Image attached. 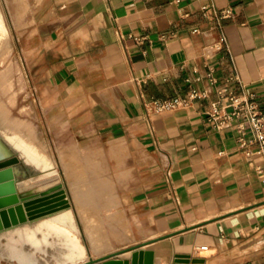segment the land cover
I'll use <instances>...</instances> for the list:
<instances>
[{"label":"crops","instance_id":"obj_1","mask_svg":"<svg viewBox=\"0 0 264 264\" xmlns=\"http://www.w3.org/2000/svg\"><path fill=\"white\" fill-rule=\"evenodd\" d=\"M7 2L18 24L29 21L22 58L38 106L54 108L117 175L116 229L104 224L112 245L89 247L90 258L135 247L127 252L145 250L150 264H173L177 254L264 264V157L239 148L234 125L218 129L208 118L222 90L256 92L264 109V0ZM226 8L234 15L221 18ZM189 78L207 96L170 112L146 109V100L186 94ZM74 147L60 152L74 207L100 205Z\"/></svg>","mask_w":264,"mask_h":264},{"label":"water","instance_id":"obj_2","mask_svg":"<svg viewBox=\"0 0 264 264\" xmlns=\"http://www.w3.org/2000/svg\"><path fill=\"white\" fill-rule=\"evenodd\" d=\"M33 174L22 154L0 134V245L2 244L4 248L10 247V250L5 251L0 248V264H42L41 260L46 261V264H150L145 262V250L127 252L135 247L90 258L89 247L93 250L91 242L83 221L84 231L77 221L75 207L64 182L29 194L21 189L20 182ZM67 209L74 212V231L79 234L82 242L81 234L85 232L89 241V246L83 242L86 245V252L74 258L67 257L68 251L63 245V237L44 225L45 221L55 219ZM64 223L71 224L70 220ZM41 226L42 228H39ZM30 233H36L43 242L37 244L29 237ZM25 245H29L31 249L25 248ZM61 248L63 251H60ZM50 249H59V253H51ZM24 253L27 257L21 259ZM48 255L49 258L52 255V258L48 259ZM114 256L116 257L109 259ZM6 258L10 259V263L4 261ZM102 260L104 262H100ZM173 264L201 262L191 254H177Z\"/></svg>","mask_w":264,"mask_h":264},{"label":"rangeland","instance_id":"obj_3","mask_svg":"<svg viewBox=\"0 0 264 264\" xmlns=\"http://www.w3.org/2000/svg\"><path fill=\"white\" fill-rule=\"evenodd\" d=\"M0 6L6 22V32L9 34L11 41L10 49L6 54L7 57L3 58L0 56V99L5 101L9 111L11 110L12 117H20L24 119L25 128L33 133L38 139L47 141L49 151L55 159V165L58 169L60 168L59 174L61 181L64 182L68 188L72 198L74 197V193L71 190V179L64 166L60 152L63 148L70 149L72 146H75L74 148L78 151L79 157L86 167L87 179H90L93 182V185L90 186V196L92 199L98 200L100 204L98 205L95 202H92L86 203L85 205L98 207L100 218L107 226V229L109 227L111 229H116L112 225L113 217L110 213L113 210V206H111L110 200L113 199V196L117 192V188H111L109 183L113 181L114 178H117V175L115 177L111 171L105 168V158L102 155L95 153L92 149V145H87V140L74 137L77 132L71 128L69 122L62 121L61 116H56L54 108L49 109L38 106L36 93L30 89L29 77L22 58L23 43L20 36L25 29L24 27L29 24V21L26 19L23 24H18V21L14 19L12 6L11 4H8L7 0H0ZM31 12L32 10H30L28 16ZM20 17L22 18L23 16ZM3 49L2 53L5 51V48ZM10 64L14 66V72L10 80L13 84L12 87L8 86L2 78V73ZM63 119L65 120L66 118ZM94 168L99 169L94 170ZM74 211L77 221L84 231L80 213L77 209H74ZM116 216L119 217L118 214H116ZM81 236L83 242L89 246V241L85 232L81 234ZM114 236L117 237V235ZM25 248L31 249L29 245H25ZM50 251L51 253H54L58 252L59 249H50ZM60 251H63V248H61ZM51 258L52 255H50V258L48 255V259ZM4 261L10 263L9 258H6ZM41 263L46 264V261L41 260Z\"/></svg>","mask_w":264,"mask_h":264},{"label":"bare ground","instance_id":"obj_4","mask_svg":"<svg viewBox=\"0 0 264 264\" xmlns=\"http://www.w3.org/2000/svg\"><path fill=\"white\" fill-rule=\"evenodd\" d=\"M24 11L25 7L23 2H21L18 5V10L16 11L17 15L19 17L22 16ZM10 46L11 41L9 38V34L6 32V22L2 13V8L0 6V56H2L3 58L7 57L6 54L8 53ZM3 48H5V51L2 53ZM13 72L14 66L10 64L2 73V78L10 87H12L13 85L10 82ZM24 124V119L11 116V110L9 111L8 107L5 104V101L0 99V134H2L6 138V140L22 154V156L34 172L33 175L23 179L20 182L21 189L29 194H32L60 183V168L58 169V167L53 162L47 141L38 139L33 133L25 128ZM77 207L93 250L96 253H100L110 248L112 244L109 235L107 234L106 227L102 219L100 218L98 211L85 206L81 202L77 203ZM53 220L59 221V224H57L59 226L53 225ZM53 220L45 221L44 225L49 226L57 233L58 230L61 229V227L65 229L64 225L67 224H65L64 222L70 220L71 224L67 226L72 229V243L67 244V242H65V239L63 240V245L67 248L68 251L67 257L74 258L76 255H83L86 252V245L82 242L79 234L74 231L75 219L73 210L67 209ZM39 228H42V226ZM29 237L35 240L37 244L43 242V240L39 239L36 233H30ZM0 248L4 251L5 249L10 250L9 246L4 248L2 244L0 245ZM26 257V253L21 255V259H26Z\"/></svg>","mask_w":264,"mask_h":264},{"label":"built area","instance_id":"obj_5","mask_svg":"<svg viewBox=\"0 0 264 264\" xmlns=\"http://www.w3.org/2000/svg\"><path fill=\"white\" fill-rule=\"evenodd\" d=\"M218 15L226 18L234 15V12L231 8H226ZM222 40H227L225 34ZM189 82L186 94L146 100V109L149 112H170L191 106L196 99L207 96L208 93L196 86L191 78ZM208 118L218 129L234 125L240 132L239 148L249 155L260 154L264 157V109L256 92L235 89L220 91L219 97L208 110ZM257 169L264 182V161L258 164Z\"/></svg>","mask_w":264,"mask_h":264}]
</instances>
